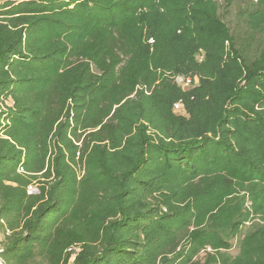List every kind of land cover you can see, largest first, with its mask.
I'll use <instances>...</instances> for the list:
<instances>
[{"label": "trees", "instance_id": "16d2710c", "mask_svg": "<svg viewBox=\"0 0 264 264\" xmlns=\"http://www.w3.org/2000/svg\"><path fill=\"white\" fill-rule=\"evenodd\" d=\"M0 235L3 264H264V0L0 3Z\"/></svg>", "mask_w": 264, "mask_h": 264}, {"label": "rangeland", "instance_id": "374dc122", "mask_svg": "<svg viewBox=\"0 0 264 264\" xmlns=\"http://www.w3.org/2000/svg\"><path fill=\"white\" fill-rule=\"evenodd\" d=\"M6 1H9V0H0V3L6 2ZM37 188H38L37 187V183H34L31 186V190L33 192H38L37 191ZM245 208L249 212V219H250L249 221L246 222L245 225L249 224L252 220H258L259 219V215L254 212L253 201L249 198L248 195H247V199H246V203H245ZM243 228H245V227H243ZM2 237L3 236L0 235V240H1ZM238 237L235 238V240L233 241V246L230 249V252L232 254H236L238 252V247H237V238ZM207 250L212 251V248L211 247H208ZM205 252L206 251L203 250L201 256L204 255Z\"/></svg>", "mask_w": 264, "mask_h": 264}, {"label": "built area", "instance_id": "2783aa9c", "mask_svg": "<svg viewBox=\"0 0 264 264\" xmlns=\"http://www.w3.org/2000/svg\"><path fill=\"white\" fill-rule=\"evenodd\" d=\"M193 80L194 82H198V77L195 76L194 78L189 76V77H182V76H179L177 77V81L180 82L181 84H183L184 86H190L192 83H193ZM175 109L176 110H182L183 109V102L182 101H179L177 103H175ZM38 191V189H37ZM30 192H33L31 190V186H30Z\"/></svg>", "mask_w": 264, "mask_h": 264}, {"label": "water", "instance_id": "95a60500", "mask_svg": "<svg viewBox=\"0 0 264 264\" xmlns=\"http://www.w3.org/2000/svg\"><path fill=\"white\" fill-rule=\"evenodd\" d=\"M0 264H3V262L1 261V259H0Z\"/></svg>", "mask_w": 264, "mask_h": 264}]
</instances>
